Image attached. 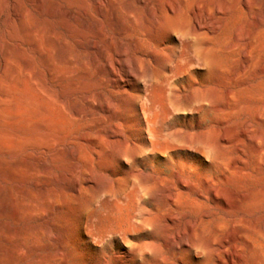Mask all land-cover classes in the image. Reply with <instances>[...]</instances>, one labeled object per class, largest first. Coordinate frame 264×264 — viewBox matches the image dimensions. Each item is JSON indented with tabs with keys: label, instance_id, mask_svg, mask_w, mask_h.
Wrapping results in <instances>:
<instances>
[{
	"label": "rangeland",
	"instance_id": "374dc122",
	"mask_svg": "<svg viewBox=\"0 0 264 264\" xmlns=\"http://www.w3.org/2000/svg\"><path fill=\"white\" fill-rule=\"evenodd\" d=\"M168 1L181 3L185 28L197 3L207 21L222 17L220 0ZM250 1L264 10V0ZM139 2L0 0V264H264V155L256 151L264 98L249 90L223 97L230 78L237 88L264 86V32L245 65L239 48L226 61L205 48L198 63L175 60L132 80L136 49L119 52L130 24L151 27ZM235 8L223 19V42L249 26ZM172 40L180 46L178 34ZM183 77L218 108L227 102V112L193 100L177 86ZM245 130L255 142L241 138ZM174 171L189 191L170 204L181 182ZM211 187L219 202L247 195L238 208L245 218L229 224L218 214L198 236L191 221L223 211ZM181 239L198 247L176 250Z\"/></svg>",
	"mask_w": 264,
	"mask_h": 264
},
{
	"label": "bare ground",
	"instance_id": "6f19581e",
	"mask_svg": "<svg viewBox=\"0 0 264 264\" xmlns=\"http://www.w3.org/2000/svg\"><path fill=\"white\" fill-rule=\"evenodd\" d=\"M141 2L149 10V12L148 11L147 12L150 14V18L152 20L151 27H142L138 24L136 25L130 24L126 28V35L128 36L130 42L121 41L122 50L121 52H119V55L128 57L130 55V46L132 45L136 49L132 61H130V63L127 66L128 77L129 79H132V80H135L138 77L139 72L148 73L150 69H152L153 71H157V72L166 70L169 67V65L173 63L175 60L181 63L190 64V65L198 63L199 59L197 56V51L199 52V50H204L205 48L209 49L212 52V54L215 55V57L223 61H226V58L230 57L233 54V52L237 48H239V51L242 54L243 64L245 65L246 63L249 62V55L251 53L250 54L248 53L252 52V50L254 51L255 44H257L256 41L257 39L259 40L258 36L264 32V10H261L260 8L255 9L250 0H242L240 3L238 2V0L218 1L216 4L215 10H216V14L217 13L221 14L222 17L219 16L221 18H216L212 22L207 21L209 16H207L202 6L197 3L191 8V10L189 9L192 24L188 28H185L183 23L181 21H178V18L180 17L181 11H182V5L180 2L176 1L173 3V1H168V0H141ZM141 2H139V4ZM237 5H240L241 11L246 16L249 17L250 19L249 26L247 28L238 27L233 34L232 40L229 42H223L221 41L218 35L220 34L219 31L222 29V26H223V19L224 21L229 19L232 11ZM161 6L164 7V15H160L159 13V8ZM185 8L187 9V7ZM236 18L238 20L239 17H236ZM161 20H163L162 23H161ZM160 23L163 26L162 28L163 32L161 36H157L155 35L153 29L157 28V26ZM175 34H178V41L180 44L179 47L172 40V36ZM110 38H111L110 42L112 44L113 37L111 36ZM189 41H193L196 43V49H195L196 51H193V49H191V44L189 43ZM108 58H109V55H107V59ZM109 62H111L110 59H109ZM255 78H254V81L259 80L258 81L259 83H262V81H264V67L259 69L257 80H255ZM232 80L233 78H230L229 80L230 83L225 87L224 94H223L224 99L232 97L238 91H240L241 93L243 92V90L245 91L249 90L250 92H253V95H255L254 94L255 92L257 96L259 94L260 97L263 96L264 98V90H263L264 88L261 89L264 86L255 88V86H257L258 83L254 84L255 82L252 83L253 81L252 82L247 81L242 84H239L240 86L237 88L236 86H234ZM177 86L181 88L183 91H185L186 93L193 95V100H197V101L202 100L203 102L204 100L209 101L211 103V105L210 104L209 105L212 111H215V112L224 111V113H226L227 111L225 110H228L229 106H227L226 104L227 102L224 103L222 107L219 106L220 108H218L217 106H215L216 104L215 105L213 104V101H214L213 99L215 97L213 98V95L211 93L209 94V92H204L202 88L194 87L186 79H184V77L183 79H179ZM249 105L254 106L256 104L255 103L253 104V102H248L247 106L249 107ZM257 108L258 110L259 109L261 110L264 108V100H262L260 103L257 104ZM241 138L244 141H247L250 143L255 142V138L250 135L248 130H245L242 133ZM257 139H259L260 143L261 142L264 143V134L259 133L257 136ZM223 142L226 144H231L234 142V140L232 137H225L223 139ZM262 143L259 146H256V151L259 155H264V145ZM186 167L187 166H184L183 168L185 170H188V168ZM174 172L181 182L179 186V192L177 194L175 193V194L170 195L169 197L170 204H172L175 201L178 195L185 194L186 190L189 189V187L183 183L182 177L179 176L178 172L177 171H174ZM210 192H211V198H213L214 202L216 201L218 202L217 206L221 207L223 211L219 213H212L209 215H205V216L200 217L199 219L192 220L188 231L198 236L203 234V231L206 229V227L209 226L208 224H210L213 220L218 218V214L220 215L221 220H223L224 222H228L229 224L234 222L235 220L237 221V219H240L242 221L245 218L244 214H240L238 212L239 211L238 208H239V203L241 204L243 201L245 202V200L247 199L246 197L247 195H241L233 199L232 198L229 199V197L228 198L225 197L221 202H219V200H217L215 187H211ZM196 196L197 198H195L194 201L201 204L203 202L202 199L204 197L202 192L197 191ZM249 197L250 196H248V198ZM133 217L134 215L127 218V220L123 224H126L127 222L130 225L131 224L130 221ZM216 221H218V219ZM118 227L120 229H123L122 225H119ZM248 231L247 230L244 231L243 234L248 235ZM187 232L184 231V235H187ZM235 233L236 232L231 231L232 236H235ZM172 246L175 247L176 250H179L182 247H186L188 250V249H191L193 246L198 247V243L197 242L190 243L188 239L187 240L181 239L179 243H173ZM213 256H214V252H213Z\"/></svg>",
	"mask_w": 264,
	"mask_h": 264
}]
</instances>
